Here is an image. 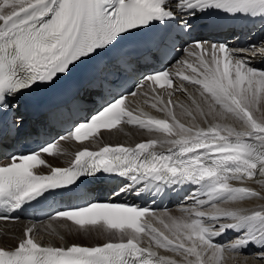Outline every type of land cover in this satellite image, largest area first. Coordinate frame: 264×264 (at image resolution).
Returning <instances> with one entry per match:
<instances>
[{
  "label": "snow or ice",
  "instance_id": "snow-or-ice-1",
  "mask_svg": "<svg viewBox=\"0 0 264 264\" xmlns=\"http://www.w3.org/2000/svg\"><path fill=\"white\" fill-rule=\"evenodd\" d=\"M224 19L264 26V0H0V117L21 96L77 70L91 74L89 88L106 72L132 79L124 90L101 94L100 106L82 119H70L66 134L0 158V221L19 219L15 214L34 202L71 195L87 177L120 179L117 195L179 187L182 203L191 202L180 217L115 202L50 206L48 221L71 222L69 233L117 239L43 245L29 227L14 248L0 247V264H224L226 255L247 264L256 258L244 252L249 246L259 248L264 261V207H224L264 201L247 186L264 187V67L253 64L264 61V42L239 47L184 40V58L175 65L167 60L196 20L217 28ZM108 57L115 72L104 63ZM176 93L188 103L174 102ZM137 96L164 118L129 110L126 101ZM90 102L80 97L77 109ZM122 124L158 138L84 149L68 167L44 158L60 154L59 141L102 138ZM23 127L13 121L0 129V150ZM164 145L166 151L157 150ZM42 166L49 174H37ZM229 232L235 233L231 240L217 239Z\"/></svg>",
  "mask_w": 264,
  "mask_h": 264
},
{
  "label": "bare ground",
  "instance_id": "bare-ground-1",
  "mask_svg": "<svg viewBox=\"0 0 264 264\" xmlns=\"http://www.w3.org/2000/svg\"><path fill=\"white\" fill-rule=\"evenodd\" d=\"M257 59H254L253 62ZM192 90L193 88H189V91ZM144 99L145 97H141V96H137L130 99V101L127 103L129 110H132L137 114L139 113L140 110H143L144 112L156 118H164L163 113H158L156 112L155 109H152L149 105L144 104L143 102ZM173 99L174 102H182L185 104L188 103L186 96L182 93H176ZM175 111L177 112V115L179 117L180 109H176ZM180 118L182 120H185L186 122V118L184 117H180ZM101 135L102 138H95L86 146H77L70 142L64 143L62 144L61 150L62 151L65 150L67 153H69L70 151L77 152L80 148H89V149L97 150L100 147L104 146V144H111V145L124 144L126 146H134L136 143L146 141L148 139L158 138L157 134H149L143 130L138 129L135 126H131V127L121 126L115 131L104 132ZM167 147H168L167 145H164L158 148L157 150H166ZM46 161L48 162V164L52 166L53 165L63 166L65 161V156L62 155L56 159L46 158ZM247 186L255 188L257 191H260L262 194H264V187H261L258 184H255L253 182H247ZM224 207L259 209L261 207H264V201L256 199L252 201L243 202L238 205H224ZM169 214L175 217H180L182 215L177 212H169ZM22 225L23 223L20 222L14 225L6 224V229L3 231L4 234L3 236L0 237V247L14 248V246L18 243V241L21 238H23V231L22 234L19 231H17L19 230V228L23 229ZM67 225L69 224L66 223L65 221H51L46 224L35 226L33 234L36 235V238L39 243L43 245L52 244L55 246L72 244V243L83 244V245L89 244V246H91L97 243H103L106 239H113V240L117 239V237L101 236V235H96L94 233L91 235L76 233V232L69 233L66 227ZM61 236H63V239L60 238ZM260 251L261 250H256L252 255H249L251 257H256V258H249L247 264H264V261H261L258 258ZM161 254L170 255L168 253H164L162 250H161ZM224 264H244V261L243 258L239 256L233 259L230 255H226Z\"/></svg>",
  "mask_w": 264,
  "mask_h": 264
},
{
  "label": "rangeland",
  "instance_id": "rangeland-1",
  "mask_svg": "<svg viewBox=\"0 0 264 264\" xmlns=\"http://www.w3.org/2000/svg\"><path fill=\"white\" fill-rule=\"evenodd\" d=\"M57 226H58V225H57ZM8 230H9V229H8ZM17 231H19V232L22 234V231H23V230L19 228V230H17ZM87 246H89V244H87ZM249 257H251V256H249Z\"/></svg>",
  "mask_w": 264,
  "mask_h": 264
}]
</instances>
